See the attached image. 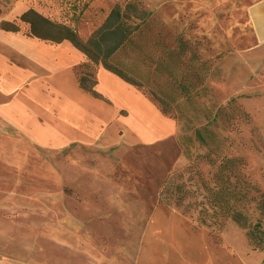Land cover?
Listing matches in <instances>:
<instances>
[{
  "label": "rangeland",
  "instance_id": "rangeland-1",
  "mask_svg": "<svg viewBox=\"0 0 264 264\" xmlns=\"http://www.w3.org/2000/svg\"><path fill=\"white\" fill-rule=\"evenodd\" d=\"M127 2L140 3L151 15L110 63L165 100L173 113L166 117L189 136L192 157L174 171L175 179L198 196L178 207L196 225L209 227L215 241L232 224L239 239L246 233L260 245V230L248 227L244 210L264 212V42L253 34L244 0H0V202L57 190L98 200L127 183L126 161L149 138L135 134L127 107L115 109L121 102L136 104L140 90L125 81V92L117 75L89 60L73 41H88L115 6ZM32 11L47 19L36 27L43 37L32 32L28 20L39 21ZM237 66L247 72L227 81ZM99 73L105 76L100 89ZM81 79L113 98V105L83 89ZM58 101L67 115L57 124L74 125V112H90L96 119L88 114V121L101 127L88 129L87 142L36 144L21 122L36 130L52 121L47 111ZM213 194L221 197L219 205ZM230 207L246 219L224 212Z\"/></svg>",
  "mask_w": 264,
  "mask_h": 264
},
{
  "label": "crops",
  "instance_id": "crops-1",
  "mask_svg": "<svg viewBox=\"0 0 264 264\" xmlns=\"http://www.w3.org/2000/svg\"><path fill=\"white\" fill-rule=\"evenodd\" d=\"M244 2L253 34L264 42V0ZM246 72V66H237L227 81ZM104 77L98 74L97 88ZM115 81L130 91L121 78ZM103 96L107 101L102 103L110 107L111 100L113 105V98ZM123 96L118 97L124 100ZM135 99L132 107L121 102L115 109L127 107L135 119V134L149 138L126 161L127 183L98 200H78L57 190L12 197L6 206L0 202V264H264V212L244 210L248 227L260 230L259 245L246 233L239 239L232 224L223 231L222 241H215L209 227L196 225L175 205L159 203L162 181L189 163L193 151H188L189 136L180 122L163 115L141 91ZM58 102L47 111L52 121L39 123L36 130L21 122L36 144L63 147L87 142L88 129L94 124L101 127L98 120L88 121L90 112L70 115L76 119L74 125L57 124L67 115L63 102Z\"/></svg>",
  "mask_w": 264,
  "mask_h": 264
},
{
  "label": "trees",
  "instance_id": "trees-1",
  "mask_svg": "<svg viewBox=\"0 0 264 264\" xmlns=\"http://www.w3.org/2000/svg\"><path fill=\"white\" fill-rule=\"evenodd\" d=\"M34 15L39 18V21L28 20L31 23L32 32L38 36L43 37L36 29L40 22H45L47 19L44 18L41 14L32 11ZM28 15V12L26 13ZM151 15V12L144 8L140 3L137 2H127L124 6L116 5L107 16L104 23L101 27L93 33L88 41L83 42L81 40L74 39V44L79 47L87 56L89 60H92L95 63L102 64L108 71L114 73L122 80L133 85L139 89L145 96L150 94L153 96V102L165 116L172 117L173 113L171 112L172 108L165 100L161 99L154 92H146L142 87L143 85L138 82L134 77L130 76L120 68L113 66L110 63V57L112 54L128 39V37L133 34L140 26L147 20ZM65 28V27H64ZM69 30V28H66ZM80 86L90 92L96 99L107 101L101 93H97L87 88L86 83L81 79L79 81ZM217 150V149H215ZM226 164L232 162V158H227L225 160ZM176 171V170H175ZM176 172L170 173L163 181L161 188L159 190V203L170 207L172 205L180 206L187 197L190 199L196 198L197 191L192 189H187L186 186L176 184ZM224 192V190H223ZM214 196L215 205H219L221 197L219 194ZM204 198L206 196H203ZM225 206V204L223 205ZM186 213V211H184ZM224 212L230 213L234 218H244L241 213L236 209L229 208Z\"/></svg>",
  "mask_w": 264,
  "mask_h": 264
},
{
  "label": "bare ground",
  "instance_id": "bare-ground-1",
  "mask_svg": "<svg viewBox=\"0 0 264 264\" xmlns=\"http://www.w3.org/2000/svg\"><path fill=\"white\" fill-rule=\"evenodd\" d=\"M251 4V3H250Z\"/></svg>",
  "mask_w": 264,
  "mask_h": 264
}]
</instances>
